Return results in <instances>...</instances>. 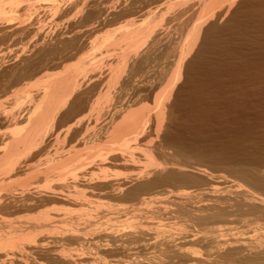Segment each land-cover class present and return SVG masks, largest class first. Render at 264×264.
<instances>
[{
  "label": "bare ground",
  "instance_id": "obj_1",
  "mask_svg": "<svg viewBox=\"0 0 264 264\" xmlns=\"http://www.w3.org/2000/svg\"><path fill=\"white\" fill-rule=\"evenodd\" d=\"M4 1L5 0H0V14H1L0 18H6L5 15L11 12L9 10V12L7 13L5 9L4 10L2 9ZM12 1L14 3L13 4L11 2L12 5H15V6L17 5V7H18V3H20L21 1L22 3H25V0H20L19 2L18 0H12ZM47 1H49L51 4L53 3L54 5L56 2L58 4V1H55V0H47ZM73 1L72 2L70 1L68 5L70 4L72 5ZM85 1L87 2V0H79L77 1V4L75 3L76 4L75 6L79 7L78 5H82L81 6L82 8L84 4L86 3ZM189 3L191 4L193 3V4L189 6ZM87 4L89 6V3ZM87 4H85V6ZM92 4H93L92 8L90 5L91 11L89 12L87 11L88 13L85 12L86 13L84 14L85 16L82 17L84 21H86L85 24L89 21L91 23V21L93 20L98 21L100 20V18L101 20L106 21V18L108 17L105 18V16L108 14L107 11L109 12V10H110V14H108L107 16L113 18V20L116 19L117 17L118 18L119 17L120 18L130 17L131 19L130 18L129 19L132 20L133 17L143 12L144 9L147 8L146 10H148L151 5H155V4L159 5V6L157 5L158 7L156 6V8L153 10L151 8V10L146 11L145 15L143 13L144 18H141L140 21H138L139 17L137 16L138 20L134 19L136 21H130L129 24L126 25V27L125 26L123 27V29H121L122 26L120 25L121 28L118 27L120 30L119 29L115 30L116 33L115 32H113V34L112 32L111 34L110 32H108L109 34L106 33L108 36L105 35L107 36L106 38H104L105 36H103L104 39L102 38L101 43L99 42V45L97 44L98 47H96V45H94L93 47L94 49L96 47L97 50H100L99 48H102V46L103 47L106 46V49L107 47L108 48L110 47V49L112 47L113 52L114 53L117 52L118 55L123 58L122 62H120V60L117 61L119 57L117 58L116 56L118 55L117 53L115 54L116 55L115 63H113L112 65L111 64L109 65L112 71L110 72L109 75L107 73L108 77L106 78V80L105 79L104 80L107 81V85L108 84L110 85L115 84L114 86L120 85L121 90H127V91L131 87H132L131 89H133V87L135 89L136 87L135 84L137 83L135 81L137 80V78L138 79L142 78L144 67H146L145 65L152 54L151 52L158 50L157 48L159 47L160 45L159 43H161L160 39L162 38L161 33L163 32L158 33L157 28L158 27L160 28V26L164 24L166 20L165 16L169 13H172V14L174 13L173 14L174 16L171 14L173 18L170 20H176L179 18L181 19L185 16L186 12L188 13L189 11L193 10V8H190L192 10H190L189 8H188L189 10H187L186 7L188 6L189 7L193 6L196 8V10L194 8L195 11H193L195 12L196 16L191 17L190 20H187L188 23L186 24V30L188 32L187 31L185 32L188 34H187V38H185L186 42L183 41L185 42L184 45L181 47H178L180 48V55L177 58L176 62L174 63V70L172 72V75L170 76V78L166 80L167 85L165 89H163V92L159 93L156 99H154L156 100L154 101V104L156 105L154 109L155 112L153 111L154 113L152 111L150 112V110L146 107H140L136 110H132V107L135 106L133 100H132L133 102L132 104L130 103L129 104L127 103L124 105L120 104L122 106L121 107L119 106L118 108H117L118 105L117 106L108 105L110 107H113L112 109L107 106V108L111 109L112 111L106 108L107 110L105 111H107V113L103 112L104 110L102 111V108L105 107L103 105V102H107L109 97H111L110 94L112 92L108 91L109 89L108 90L105 89L106 91L104 94L100 92L102 94L101 95L99 93L101 97L99 96L100 97L99 98L98 97L99 94H98L97 95L98 98L96 99V102L95 101L92 102L93 90L96 87L100 86L104 82V80L98 81V80H101L103 76L99 78L100 76H97L96 74V76L99 79L97 80L96 78H93V79L90 78V80L92 79V82L94 81V83L93 84L91 83L90 85L88 84L89 86L88 85L84 86L86 84V81L84 79H81L80 76L83 75L87 71L88 65H91V66L94 65L95 67L96 63H94L95 61L92 60V57L89 58L90 60H92L91 64H90V60H88L89 62L88 63L85 61V59H81L80 61H77L78 59H76L78 63L77 62L74 64L71 63L72 59H74L76 55L68 54V53L71 52L70 50L74 48L76 49V45L78 43V39H76L77 37L75 39L72 38L71 40L58 39L55 42L52 41L51 44L50 43L46 45L44 44L45 45L44 47L42 46V48H39L35 51V54H33L34 58L33 56H31L33 58L32 60H29V59L22 60L21 67H19L18 69H15V71L11 75L12 76L11 78L14 80L13 83L14 84L15 82L19 83L20 81H23L26 77L33 78L37 76L36 78H38L39 76L38 81H36V84L32 86V88H38L36 90L37 91L39 90V91L37 92L35 90L37 93L33 95L31 102H30L31 104L28 106V108H26L25 110L26 113L22 118L19 117L20 119H16L18 116L16 118H13V117L9 118V116L2 117V121H3L2 123H5V125L7 124V126L13 127L14 131H11L10 133L8 132L9 134H5L3 136L0 135V145L1 146L3 145V149L2 147H0V171H3L4 168L6 169L10 166L11 168L15 167L16 170L14 169L15 172L11 170V172L13 173L5 174L6 172H8L6 169L5 173L4 171L3 173H0V216L1 214L2 215L5 213L8 214V212H11V211L20 212V213L21 212H26V213L35 212L36 213V211L42 208V206H44L46 203L51 204V202L55 204H60V206L62 205L64 207L73 208L72 210L78 208L80 209L81 214L76 217H66L67 215L65 216L63 215L64 217L62 216L63 218H61L58 216L61 219L57 218L59 220L52 221L53 218L55 220V217H53V214H51L52 212L48 214H45L47 212H43L41 214L36 215L34 218L32 217L30 220L27 219V221L25 222L18 223L16 221L15 222L17 223L16 225H14L13 223H10L11 221L9 223L7 221L5 222V220L1 218L0 219V259L2 260L5 259V261L7 262L9 261L10 264L11 263L13 264V262L15 264V261H17L18 263L19 262L21 263L20 257L22 258L24 256H28L29 254L28 255L26 254L29 251L30 253L32 251L34 252L36 251L38 254L44 253L47 256L49 255L51 260L56 262V264L57 263L58 264H72L73 260L71 259L70 256H66L67 254L65 255L63 253L54 254L55 250L57 252V249H54V252L51 254V252L53 251L52 250L53 248L51 249L50 245L51 244H61V243L67 244L71 242L72 243L75 242V244L76 242L82 243V240H84L85 238L83 239L81 234L83 233L86 235L89 233L91 234L93 231L95 232V230L99 231L101 238L99 237L97 232H96L97 234L95 235H98L100 239H104L105 242L107 240V243L108 242L118 243V241L120 242L125 241V243H127L128 245H133L136 243L137 244L143 243V241L145 240L144 238L146 236V234L143 232L144 231L143 229H140V232H136L134 230L136 229L135 227H130L128 232L127 231L120 232L119 234V231H116L113 228L114 226L112 227L111 225L107 223L101 222L99 218L100 213L98 212L104 208L107 210L108 213L109 212L112 213L114 209H112L113 207L110 208V206H107L106 208L105 206L100 205L97 202L94 203L93 200L91 202L90 196L94 192L95 193L98 192V193H103V195L104 196L106 195L107 198L108 197L112 198V197H117V196L119 198L120 194L122 195L123 193H125L124 197L127 200L129 199L132 200V199H136L137 197H140L141 194L143 195V193L149 190H153L154 188L156 189V187L160 185L161 186L165 185V183L167 184L169 182L171 183L179 182L180 184H183V185L184 184L187 185L188 183L193 184L192 182L195 181V178L197 179L195 175L198 174V172L206 173L205 170H199V169H202V168L205 169L207 167H215V166L219 167L220 166V167L228 168L250 189L258 190L261 193L256 194L255 192L247 188H244L243 186H238L235 189V191L231 192L229 188L227 187L229 191L227 189H224V190L222 189V191L220 190V191L204 192L201 196L202 200L200 202H194L195 198L191 193L189 194V192L186 195H184L185 193L182 194L183 197L179 196L180 194H178V198L175 196L178 200H179V197H181L180 199L181 201L179 200L180 202L178 201L179 203L177 202V204L175 205L177 206L178 213L186 214L190 216L193 222L205 225V227L209 225L210 222H211L210 224H212V222L218 221V224H219V221L221 222L222 220H226L230 217H231L230 219L236 218L234 217L235 215L240 216L241 214L255 216V218H257V221L259 222L261 220L264 221V162H262L264 159L260 160L261 158L260 157L259 160L261 162L260 161L251 162V161H246V160L245 162H242V161L240 162L239 159H237L239 162L237 160H236L237 162L236 161L234 162V160L232 162L231 158H229L230 160L226 158L227 157L226 154L224 156L220 154L218 149L219 148L221 149L222 147L217 148L218 146L217 147L213 146L212 142H211V145L213 148L210 147V145L201 146V144L199 145L195 143L191 145L190 144L185 145L184 144L185 140H183V143L182 141L177 142V143L175 142L167 143V141L165 142L164 140L166 133L167 131H169V128H170L169 120L171 118L169 119L170 115L169 113H167V109L170 108L169 99L173 95L175 88L178 87L180 89V87L181 88L185 87L188 84H189L188 85L189 87L190 83H193L195 80H197L198 77L197 79H195L196 76L199 73H201L199 71H202V69L204 68L203 65L206 64L205 63L206 55H209L214 52L217 54L216 55L217 59L220 58L221 56L218 57V51L222 52L221 50L226 46L229 48L232 47V46L230 47L229 45L233 44L234 41H232V39H229V38L235 37L234 38L235 40L236 37L241 34V32L238 31V29L242 31V29H244V27L247 26V24H250V23L256 24L260 20L264 21V9H261L262 4H264V0H256V1H253V0H169V1H166V0L165 1L164 0H127L126 1L125 0L124 3L122 4L120 3V5L117 4V7L124 5L123 7H121L123 9L120 12V14L114 13V10L111 11L112 8H116V6L111 7V9H108V10L107 9L105 10L104 9L105 7L103 8L104 10H102V8L100 10V8L95 7L96 2H93ZM141 4H143L145 7L143 6L144 8H142V6H140ZM68 5H65V6L68 7ZM30 6H34V5H30ZM17 7H14V8L16 9ZM73 7L74 5H72V8ZM58 8L56 7L54 11L58 12L59 11ZM84 8L85 7H83V9ZM108 8H110L109 4H108ZM10 9H13V8H10ZM97 9H99L100 11H98ZM30 10L29 12H31ZM117 10L120 11L119 9ZM246 10H248L249 13H247L248 11ZM79 11L84 12V10L82 9ZM104 13H106V15ZM2 15L5 17H2ZM14 15L16 14L14 13ZM14 15L12 12V15L9 14L7 16L9 17L12 16L10 18H15L16 16H18V15L16 16ZM82 16H83V13H82ZM227 16H229V18L227 20L225 19L226 23L224 24V27L222 26L223 29L220 30L218 27L220 25L217 24L218 25L217 26L216 22L218 23V21L222 19L224 21V18H227ZM82 18L80 17V19ZM1 20L2 19H0V21ZM15 20H18V19H15ZM125 20H127V18ZM8 21H11V20L7 19V21H4V22H8ZM105 21L104 23L106 26L107 22ZM4 22L2 23L4 24ZM11 22H8L5 25H3L2 23L0 24V26L3 25L0 27V34L3 37H7L8 35H13V34L18 35L27 29L26 28L25 30H22V27H25L24 25H26V23L24 24V22L22 26L19 21L18 23L20 24L18 26H15L17 22L15 24H12ZM93 22H94L93 23L94 25L92 24V26L94 27H97L96 25L100 26L101 24L99 21L98 22L100 24L98 22L96 24L95 21ZM9 23H11L13 26L11 25L12 26L11 27ZM124 24L126 23L124 22ZM180 24H182V22H180ZM251 24L249 26H251ZM182 27L181 29L184 30L185 26L183 25ZM161 29H166V28L161 27ZM257 29L260 30L264 28L261 27ZM249 31H252V30L250 29ZM262 31L264 34V30ZM237 32H239V35H237ZM256 33L258 34V32ZM260 34L261 33H259V35ZM167 35L169 34L167 33ZM234 35H237V36H234ZM241 35L239 37H242ZM87 36H89V34ZM246 36L251 37V35L250 36L246 35ZM258 38H256L257 42H258ZM98 40L100 39L98 38ZM241 40L243 43V38ZM242 43H240L239 46L242 45ZM234 44H235L234 46H236V42ZM94 49L92 50V52L94 51ZM191 49H196V51L194 52L195 54L193 53L194 56L193 57L190 56L192 58L189 60V62H187L186 61L187 55L184 57L185 55L184 53H187V52L189 53ZM176 50L177 48H175L174 51ZM223 50H225V48ZM226 50L227 51L225 52H228V50L231 51L233 50V48L231 50L227 48ZM238 52L240 53L242 51H238ZM95 54L97 55V53ZM219 54L221 55V53ZM216 56H214L215 58H209V59L215 60ZM69 61L71 65L70 63L68 64ZM66 63L68 64V66ZM92 63L94 64L92 65ZM207 63L209 64V61ZM222 64L223 62L220 65L222 66ZM96 65L98 66V64ZM229 65L231 64L229 63ZM59 67H62V69L60 68L61 69L60 73H57V74L55 72L52 73V71L54 70L56 71V69H58ZM190 68L194 69L196 73L195 72L190 73ZM205 69H203V72H206ZM227 69L225 71H227ZM215 70H218V69L215 67ZM91 71L93 72V70ZM209 72L210 71H207V74ZM89 75H91L90 72H89ZM201 75L199 74V76ZM1 78L2 77H0V79ZM27 79L25 81H27ZM29 79L31 81L34 78L33 79L29 78ZM10 82L12 83V80H10ZM199 86H201V84H199ZM206 86H208V84ZM112 87L113 86H111L110 88ZM138 88L141 90V86L137 87V90ZM26 90L28 91L29 87ZM26 90H24L25 92H21V93H19L20 89L17 91H19L18 92L19 94L23 95V93L24 94L27 93ZM21 91L23 90L21 89ZM141 91L143 92V90ZM176 93L178 92L176 91ZM29 94L30 92L28 93V96ZM122 94L123 93L120 92V95ZM28 96L26 94V97ZM103 99H107V100L104 101ZM19 106H20V102H19ZM99 107H100V110H98ZM146 109H148L149 111H147ZM2 110L4 111V107ZM87 110H89L92 113L94 112V114L91 113L92 117L95 115V112H97V115L95 116V117H98L96 118L97 120L99 119L100 114L102 112L104 113L102 114L105 115L106 117L104 116L105 121L103 119V124H101L102 126L98 124L99 120L97 121L94 118L95 121L93 122L92 118L91 119L87 118L89 117L87 113L85 114ZM98 111H101V112L99 113ZM3 113H6V112L4 111ZM84 114L86 116H84ZM0 120H1V116H0ZM20 124L25 125L24 128H22L21 130L18 128V125ZM143 130H144V134L141 133V131L143 132ZM102 135L104 136V139ZM173 139L175 140V137L172 138V141H174ZM178 140H182V138ZM146 141H149V142H146ZM53 142H55L56 144L58 143V145L62 143L63 146L59 147L57 145L55 147L57 149L54 148L55 151H51ZM81 142H83L82 151L83 152L86 151L84 152L86 153L85 155L82 154L81 150H77L78 147L71 146L72 143L78 144ZM66 143H68L67 147H66ZM115 145L119 146L120 149H113V146ZM231 145L233 144L231 143ZM111 148H112V152L114 150H119L120 152L117 153L115 151L116 154L113 153V155L110 158L108 157V159L105 158V160H100L98 162V165H96L97 167L95 168V170H97L96 173H98L99 171V173L101 174L102 172L101 169L103 168L104 165H106V163H109V162L113 163L114 165L118 164L119 166L120 164V165H123V167L125 166L127 168L128 167L131 168V166H134V165H130L129 162L131 161L128 160L129 158H131L132 160H134L135 158L136 160L141 159L140 156L138 157V153L136 157V153H134L135 149L139 148L141 149V151L144 152V156L142 155L141 156L143 157V160L145 161L147 165L144 170L143 169L142 171L140 170L141 173H139V175H137L136 178L134 177L135 181L134 180L133 181L135 182V184L133 182L134 184V186L132 184L133 188H130L131 186L130 187L128 186L130 184H128V182L126 181L116 183L114 181L116 179L108 180L107 178L109 177H106L105 179V177H103V176H106L104 175V173H102L100 176L98 174H95V171H90V173H87L86 171L83 172L82 171L83 169L81 170V173L75 172L77 171V168H78V166H75V165H77L76 163L80 162L81 159L84 158L83 161H81L83 164L85 160L86 161L89 159L92 160V158L96 156L97 157L101 156L104 151H106V154H107L108 150H111ZM233 148H236V147L234 146ZM222 149L221 150L225 153L224 148ZM172 150L174 152L173 155L169 153V151H172ZM232 150L233 149H231V153H232ZM229 153H227V155ZM231 153L229 155H231ZM106 154L105 156H107ZM107 160H109V162ZM133 162L134 161H132L131 163ZM82 167H84V164L82 165ZM28 173L29 175H27ZM1 174H4V175H1ZM20 175H25L24 176L25 179L23 177H22L24 179L23 181L22 180L19 181L18 179L17 181L20 182L19 183L20 186H16L18 182L16 183L15 181L16 183L15 184V183H12L11 180L13 178L15 179V177L17 179V176H20ZM26 176L28 177L31 176V177L28 178ZM67 176L69 178H67ZM32 177L35 178L38 184L39 182L40 184L42 182L45 185L43 187H45L46 190L41 191L42 189L39 190L38 187H36L37 189L36 188L33 189L31 186L30 187L32 189L31 188L27 189L28 184L32 183L31 180H34V179H31L30 182L28 183L29 179ZM54 179H58V180H56L55 185L53 184L54 185L53 187H50L49 183L53 181ZM60 180H64V182L66 181L65 184H62V183L58 184L57 181L61 182ZM56 183L58 185H56ZM195 183L197 182H194V184ZM21 185L23 189L24 188L26 189L25 190L21 189L22 190L21 195L18 194V192L16 194V191H18L17 188L21 187ZM219 185H222V184H219ZM39 186H42V185H39ZM225 188H226V185H225ZM59 190L62 193H60ZM57 191H59V193H57ZM121 197L123 198V196ZM108 209H112V210L109 211ZM106 210H104V212ZM108 213H105V214L107 215ZM49 214H51L52 216ZM106 215L104 217H106ZM100 217L102 216L100 215ZM81 220H85V222L84 221L82 222ZM80 221L85 224L82 225ZM108 221H111V220H108ZM57 224L58 225L60 224V226H58ZM257 225L258 227L254 231H248V232L240 231V230L237 231L231 228L220 230L219 228L214 229L210 227L205 228L203 231L196 232V233H190V232H186V230H182V233H180L179 237L177 236V238H175L173 234L172 236L170 235L171 233L169 232L167 233L166 231L164 232L163 230L159 229V227H157L156 231H157L158 236L160 237V240H158L159 242H156L158 243L156 245L160 247L161 256L156 257L154 260L161 264L163 261H165V259H168L171 261L177 260V263H175V261L173 262L175 264H264V222H262L261 224L257 223ZM104 226L108 228L104 229L103 228ZM112 229L113 231H110ZM90 230H92V232ZM107 246L109 245H105V250H102L101 248L100 250L108 251V249L106 248ZM189 246L196 247V249L200 248V250L191 251L189 249H192V248H188ZM8 247L12 248L13 251L15 248V251L17 252L21 250L20 252H22V254H19V252L16 253L15 251L14 253H10V251L7 252L9 250ZM6 248H8L7 251L5 250ZM111 249L112 250L110 249L109 250L113 252L114 248H111ZM128 250H129L128 247L124 246L122 248H119V247L115 248L114 252L124 254V253H127ZM201 250L204 252L202 253ZM23 253H25L24 256H23ZM130 255L131 254H129V259H130ZM38 260H40V258ZM21 264H24V263L22 262ZM141 264L143 263L141 262Z\"/></svg>",
  "mask_w": 264,
  "mask_h": 264
},
{
  "label": "rangeland",
  "instance_id": "obj_2",
  "mask_svg": "<svg viewBox=\"0 0 264 264\" xmlns=\"http://www.w3.org/2000/svg\"><path fill=\"white\" fill-rule=\"evenodd\" d=\"M19 1L20 0H18V2ZM46 1L45 0H25V3H22V1L20 2L22 4L18 3V7H17V5L16 6L12 5V3H13L12 0H5L4 4L2 6V9L3 10L5 9V11H7V13L9 12V10L11 11V12H9L10 15H12V12H13V15L15 13L18 16L14 15V16H16L15 18H10L12 16L9 17V16H7L9 14H6V15L4 14L6 16V18H0V19H2L0 21V24L4 21H7V19H8V20L12 21V22L8 21V22H11L12 24H15L16 22L18 23V21H19L21 23V26L24 22V24L26 23V25H24L25 27H22V30H25L27 28L25 31L21 32L22 34L20 33L18 35L13 34V35H8L7 37H3L0 34V77H2L0 79V110L2 111V112L0 111L2 113V114L0 113V116H1L0 135H2V136L5 134H9L11 131H14L13 127L7 126V124L5 125V123H2L3 122L2 117H4V116L8 117L9 116V118L10 117L16 118L18 116L16 119L22 118L26 113V111H25L26 108H28V106L31 104L30 102H31L33 95H35L39 91V90L38 91L36 90L38 88H32V86L34 84H36V81H38L39 76H38V78H36L37 76L33 77L34 79L32 77H26L23 81H20L19 83H16V82H15V84L13 83L14 80L11 78L12 77L11 75L15 71V69H18L19 67H21V65H22L21 63H22L23 59L32 60L34 58L33 54H35V51L37 49L42 48V46L44 47L46 44H49V43L51 44L52 41L55 42L58 39L71 40L72 38L75 39L77 37L76 39H78V43L76 45V49L75 48L74 49L76 51L77 50L78 51L76 52L74 49H72V50H70L71 52L68 53V54H73V55L75 54L77 56V57L75 56V58L72 59L71 63L74 64L77 61H80L81 59H85V61L88 62V60H90L89 58L92 57V60L95 61L94 63L98 64V66L95 64V67L93 65L94 63H92L93 66L88 65L89 67L87 66V71L83 75L80 76L81 79H84L86 81V84L84 86H86L88 84L90 85L91 83L93 84L94 83V81L92 82L93 78H96L98 80L99 78H101V76H103L104 78L102 77L101 80H98V81H103L104 79L106 80V78L108 77V75L112 71L109 65L110 64L112 65L113 63H115L116 57L117 58L119 57L117 59V61L120 60V62L123 61V58L121 56H119L117 52L116 53L118 56H116L115 55L116 53L113 52L112 47H111V49H110V47L109 48L107 47V49H106V46H104V47L102 46L103 50H102V48H99L100 50H97L96 49V47H98L97 44L99 45V42L101 43L103 36L109 34L108 32H110V34H111V32H112V34H113V32L116 33L115 30H118L119 28H121L120 25L122 26L121 29H123V27L124 26L126 27V25L129 24L130 21L138 20V17H139L138 21H140L141 18H144L143 16L146 14V11L151 10V8H152V10L155 9L156 6L159 4L158 3L155 5H151L148 10H146L147 8L144 9L143 12H141V13H139V15H137L138 17L135 16V17H133L132 20H130L131 19L130 17H129L130 19L128 17H123L124 19L122 17L121 18L117 17L116 19H114L115 20L114 21L113 18L107 16L108 14H110V10H109V12L107 11V13H108L107 15H106V13H104L106 15L105 18L108 17V18H106V21L101 20V18H100V20H98L101 23L100 24L97 20H93L95 22L97 21L100 24V26L96 25L98 27L97 28V27L92 26V24L94 23L93 21H91V23L89 21L85 24L86 21H84V19L82 18L85 16L84 15V14H86L85 12L91 11L90 5L92 8L93 7L92 3L96 2L95 7L100 8V10H101V8H102V10H104V9L108 10V9H111V7L116 6V8H112L111 11L114 10V13L120 14V12L123 9L121 7H123L124 5L117 7V4L120 5V3L121 4L124 3L125 0H103L105 3L102 0H90V1L87 0V2L85 1L86 2L85 4L89 3V6H88V4L86 6L84 4V6H83L86 9L89 8L87 10L85 8L83 9V7L81 8L82 5H78L79 7L75 6L77 4V1H79V0H74V1L73 0H55V1H58V4L56 2L55 5L53 3L51 4L49 1H47V2ZM70 1L71 2L73 1V3H72V5H74L73 8H72L71 4L68 5L70 3ZM118 1H120V2H118ZM166 1H169V0H166ZM253 1H256V0H253ZM27 2H29V3H27ZM108 2H110V3H108ZM146 3H147V1H146ZM27 4L28 5L29 4L34 5V6L29 5L30 6L29 7ZM108 4H109L110 8H108ZM192 4L189 3V6H191ZM65 5H68V7L69 6L70 7L68 8ZM101 5H103V6H101ZM12 6L17 7V8L15 9ZM97 6H99V7H97ZM140 6H142V8L145 7L143 4H141ZM189 6L186 7L187 10H189L190 8H193V10L190 9L192 11H189L188 13L186 12L185 16L184 17L182 16L183 18H181V19L179 18L176 20H170L173 18L174 13L173 14L172 13H169V14L166 13L167 15L165 14L166 20H165L164 24L162 26H160V28L159 27L157 28L158 33L163 32V33H161L163 36L160 34L162 38L161 37H160L161 39L159 38L161 40V43H159L160 48L158 47L157 48L158 50H155L156 52L155 51L151 52L152 54H151L149 60L147 61L146 65H145L146 67H144V71H143L144 74L142 73V75H143L142 78L141 79L137 78V80L135 81L137 83L135 84V86H136L135 89L133 87L134 90L131 89L132 87L129 88L128 91L127 90H121L120 85L114 86L115 84L114 85L108 84L109 85L108 86L107 81H105V80L100 86L96 87L93 90L92 97L94 100L92 99V102L93 101L96 102V99L100 96V94L101 93L104 94L106 90L109 89L108 91L112 92L110 94L111 97H109V99L107 97L108 100L103 99L104 101L107 100V102H103V105L105 106V107H103L104 109L101 107L102 111L104 110L103 112L107 113V111H105L107 109L112 111L111 109H109V108L113 109V107H110L111 105L112 106L118 105L117 106V108H118L119 106L121 107L122 105L127 104V103L132 104L133 102H134L135 106L132 107V110H136L140 107H146L150 110V112L151 111L155 112L154 109H155L156 105L154 104V101H156V100H154V99H156L157 95L159 93L163 92V89H165V87L167 85L166 80L168 78H170V76L172 75V72L174 70V63L176 62L177 58L180 55V48H178V47L183 46L184 43L186 42L185 38H187V34H188L185 32V31H187L186 30V24L188 23L187 20H190L191 17L196 16L195 12H193L196 10V8L193 6L192 7H189ZM56 7L57 8L59 7L58 12L54 11ZM261 7H260L261 9H264V4H262ZM10 8H13V9H10ZM80 8L82 10H84V12L79 11V10H81ZM194 8H195V10H194ZM62 9H63V11H62ZM117 9H119L120 11H118ZM29 10L31 12H29ZM71 10H73L74 12ZM97 10L100 11L99 9H97ZM76 11L79 13H77ZM246 11H248V10H246ZM81 12L83 13V16H82ZM1 13H2V11H1ZM111 13H113V12H111ZM143 13H144V15H143ZM247 13H249V11ZM72 14H73V16H72ZM140 14H142V15H140ZM191 14H193V15H191ZM74 15H75V17H74ZM169 15H170V17H169ZM5 16L2 15V17H5ZM229 16H227V18H224V21L222 19V20L218 21V23L216 22V25L217 24L220 25V26L217 25L220 30L223 29L222 26L224 27V24L226 23V20L229 18ZM80 17L83 20L80 19ZM74 18H75V20H74ZM126 18H127V20H125ZM15 19H18V20H15ZM102 19H103V17H102ZM128 19H129V21H128ZM134 19H136V20H134ZM104 21L107 22L106 26H105ZM8 22H4V24L3 23L2 24L5 25ZM81 22L82 23L84 22V23L82 24ZM97 22H96V24H97ZM102 22H103V24H102ZM124 22L126 24H124ZM180 22H182V24H180ZM263 22H264L263 20H260L256 24L252 23L253 25L249 22L251 24V26H249L250 24H247V26H245L246 28L244 27L245 30L242 28H241L242 31L240 29H238V31H240L241 34H243L244 32L246 34L244 33L243 34L244 36L240 34L242 37H239L240 36L239 32H237V35H239V36L234 35V36H237L235 39L236 41L234 40L235 37L229 38L227 36L229 39H232V41H234V43L236 42V46H234L235 44L233 43V44L229 45L230 47L232 46L231 48H229L227 46L224 47L225 50H223L224 48L223 49L221 48L222 50L221 49L220 50L222 52L218 51V57L219 56H221V57L218 59L216 56L217 54L214 52L213 53L215 55L213 53H211L212 56H211V54H209L210 56L206 55V62H205L206 64L203 65L204 66L203 69L206 68L205 69L206 72H203V69H202V71H199V72H201L199 74L201 75L203 73L202 75L205 78L202 75L199 76V74H198L195 78V79H197V77H198V79L197 80L194 79L195 81L193 80L194 82L192 81L193 83H190V86H189L190 88L188 87L189 84L186 85L185 87H182V88L180 87V89L178 87L175 88L173 95L169 99L170 108L167 109V113H169V115L171 116V117L169 116V119L170 118L171 119L169 120L170 121L169 122V124H170L169 131L170 132L167 131L165 139H164L165 142L167 141V143H171V142L177 143V142L182 141V143H183V140H185L184 141L185 145H187V144L191 145V144L195 143V144H199V145L201 144V146L202 145H206V146L210 145V147H212V145H213L215 147L218 146L217 148L222 147V148H224L225 153L222 151L223 150L222 148H221L222 150L219 148L218 150H219L220 154L223 156L226 154V156H227L226 158L227 159L231 158L232 162H233V160L235 162L237 159H239L240 162L241 161L245 162V160L251 161V162H258V161L264 159V57H263L264 56V54H263V52H264V49H263L264 48V34L262 31L264 29H260V30L257 29V28H261V27L264 28ZM11 23H9L10 26L12 25ZM17 23L15 24V26H18L20 24V23H18V24ZM258 23H260V24H258ZM179 24H180V26H179ZM254 24H255V26L256 25H258V26L262 25V26H260V27L256 26L255 27ZM3 25H1V26H3ZM101 25H102V27H101ZM183 25L185 26L184 30L181 29V27ZM91 26L94 28H92ZM161 27H164L166 29H161ZM249 27L254 33L252 31H249L250 30ZM99 28H101V29H99ZM104 28H105V30H104ZM93 29H94V31H93ZM160 29H161V31H160ZM255 29H256V31H255ZM246 30H247V32L248 31L249 32L247 33ZM92 31H93V33H92ZM96 31H97V33H96ZM77 32H78V34H77ZM250 32L253 34H251ZM256 32H258V34ZM167 33L169 35H167ZM259 33H261V34L259 35ZM65 34H67V35H65ZM88 34H89V36H87ZM246 35H249V36L251 35V37H248ZM107 36H105L104 38H106ZM254 36H255V38H254ZM258 36H259V38H258ZM86 37H88V38H86ZM98 38L100 40H98ZM242 38H243V43L241 40ZM245 38H246V40L247 39L248 40L246 41ZM252 38H254V39H252ZM256 38H258V42H257ZM260 38H261V40H260ZM186 40H188V39H186ZM46 41H47V43H46ZM183 41H185V42H183ZM253 41H254V43H253ZM251 42H252V44H251ZM92 43H94V44H92ZM237 43H238V45H237ZM240 43H242V45L239 46ZM94 45H96V47H95L96 50L93 48ZM90 46L94 49V51H95V52L93 51L94 53L92 52L93 49ZM100 47H101V45H100ZM238 47H240V48H238ZM175 48H177V50L178 49L179 50L174 51ZM227 48L230 50L233 48V50H231V51L228 50V52H225V51H227L226 50ZM89 49H90V51H89ZM109 49H110V51H109ZM73 50H74V52H73ZM195 51H196V49H191V51L189 53L187 52L188 54L184 53L185 54L184 57L187 55L186 56L187 62H189V60L194 56ZM238 51H242V52L239 53ZM223 52L226 54V56ZM89 53H90V55H89ZM95 53H97V55ZM219 53H221V55ZM258 53H259V55H258ZM30 54H32V55H30ZM229 54H231V55H229ZM234 54H236V55H234ZM222 55L224 56L225 59L223 58ZM31 56H33V58ZM190 56H192V57H190ZM214 56H216L215 60L209 59V58H215ZM93 57H94V59H93ZM76 59H78V60L76 61ZM207 59H209V60H207ZM221 59H223L224 61ZM229 59H230V61H229ZM92 60H90V64H91ZM208 61H209V64L207 63ZM211 62H213V63H211ZM219 62H220V64L223 62L222 66L219 64ZM69 63H70V61L68 62V64ZM71 63H70V65H71ZM229 63L231 65H229ZM68 64H67V66H68ZM211 66L212 67L214 66V67L212 68ZM215 67L218 70H215ZM60 68L62 69V67H59L58 68L59 70L56 69V71H58V72H56L54 70V71H52V73L53 72H55L56 74L60 73V70H61ZM88 68L93 70V72ZM192 68H190V73L195 72L194 69H192ZM226 69H227V71H225ZM191 70H192V72H191ZM207 71H210V72L207 74ZM89 72L91 73V75H89ZM107 73H108V75H107ZM96 74H97V76H100V77L98 78L96 76ZM29 78H31L33 80L30 81ZM35 78H36V80H35ZM90 78H92V79L90 80ZM26 79H27V81H25ZM10 80H12V83L10 82ZM203 80L206 81L208 86H206L207 84ZM29 81H30V83H29ZM199 84H201V86H199ZM103 86L106 88H104ZM111 86H113V87L110 88ZM140 86H141V90H143V92L139 88L137 90V87H140ZM24 87L26 89H28V87H29L30 91L29 90L27 91ZM19 89H20V92L17 91ZM21 89L23 91H21ZM24 90H26L27 93H25V94L23 93V95L19 94L21 92H25ZM119 90H121V91H119ZM132 90L135 92H133ZM136 90H137V92H136ZM125 91H127V92H125ZM176 91L178 93H176ZM29 92L31 95L29 94V96H28ZM120 92L123 94L120 95ZM195 92H197L198 95ZM26 94L28 97H26ZM97 95H98V97H97ZM18 97H20V98H18ZM113 97H115V98H113ZM176 99H177V101H176ZM17 100H19V101H17ZM132 100H133V102H132ZM19 102H20V106H19ZM136 102L138 105L136 104ZM105 103H107V104H105ZM120 104H122V105H120ZM103 105H101V106H103ZM108 105H110V106H108ZM107 106L109 108H107ZM3 107H4V111L6 113H3L4 112L2 110ZM148 109H146V110L149 111ZM98 110H100V107ZM98 112L100 113L101 111H98ZM86 113L90 117V118L89 117H87V118L88 119L92 118L93 122L95 121L96 118H98V117H95L97 115V112H95V115L93 117L91 115L94 114V112L92 113L89 110H87V112H85V114ZM99 113H98V115H99ZM85 114H84V116H86ZM101 114H100V117L98 119L99 121L96 119L100 126H102L101 124H103V119L105 116V115H103L104 113L102 114L103 116ZM89 121H91V120H89ZM104 121H105V119H104ZM24 126H25L24 124H20V125H18V128L21 130L22 128H24ZM171 128H172V130H171ZM141 133L144 134V130H143V132L141 131ZM177 133H179V134H177ZM104 136H103V139H104ZM141 136H139V137H141ZM169 137H170L171 141H170ZM174 137H175V140L173 139L174 141H172V138H174ZM81 138H82V136H81ZM181 138H182V140H178ZM189 138H191V139H189ZM176 139H177V141H176ZM149 141H146V142H149ZM187 141L188 142L191 141V142L188 143ZM211 142H212V145H211ZM82 143L83 142L78 143V144L72 143L71 146H76V147H78L77 150L82 151L83 150V147H82L83 144ZM216 143H218V144H216ZM231 143L233 145H231ZM57 145H58V143L56 144L55 142H53V145L51 147V151H55V149H57V148H55ZM58 146L61 147V146H63V144L61 143ZM67 146H68V143H66V147ZM226 146H228L229 148ZM234 146L236 148H233ZM0 147H2V149H3V145L2 146L0 145ZM113 149H120V147L115 145V146H113ZM138 149H135L134 153H136V157H137V153H138V157L140 156L141 159L140 160L139 159L136 160V158L134 160H132L131 158L128 159L131 162L134 161L133 163L129 162L130 165H134V166H131V168L130 167L127 168L125 166L123 167V165H120V164H119V166H118V164L114 165L113 163L109 162V160H107L109 163H106V165H104L102 169L100 168L102 171V172L100 171L101 174L104 173V175H106L103 177H105V179H106V177H109L110 179L107 178L108 180L116 179V180H114L116 183L126 181V182H128V184H130L128 186L129 187L131 186L130 188H133L132 184L135 181L136 176L139 175V173H141L142 169L144 170L146 165H147L145 163V161L143 160V157H142V156H144V152L141 151V149H139V150ZM231 149H233L232 153H231ZM115 151L117 153L120 152L119 150H114L112 152V148H111V150H108L107 154H106V151H104L105 153L103 152V154L101 156H98V157L96 156V157L92 158V160L91 159H89L87 161L85 160L83 162L84 167H82L83 164L81 162V161H83L84 158L81 159L80 162L77 161L79 164L76 163L77 165H75V166H78V168L76 167L77 171H75V172L81 173V170L83 169L82 170L83 172L86 171L87 173H90V171H95V174H98L101 176L99 171H98V173H96V171H97V170H95V168L97 167L96 165H98V162L100 160H105V158L108 159V157L110 158L113 155V153H115ZM84 152H86V151H84ZM84 152L82 151V154L85 155L86 153H84ZM229 152L231 153V155H229L230 154ZM109 153H111V154H109ZM169 153L172 155L174 154L173 150L169 151ZM227 153H229V154L227 155ZM105 154L107 156H105ZM244 157L245 158L247 157V158L245 159ZM259 158H260V160H259ZM243 159H244V161H243ZM253 160H255V161H253ZM262 162H264V160ZM10 168H11V166L6 168L8 171L6 173H5L6 169L4 168V170H3L4 173L7 174V173L15 172L14 171V169L16 170L15 167L11 168V169ZM11 170L13 172H11ZM199 170H205L206 173L198 172V174L195 175V177H197V179L195 178V181H194V182H197L195 184H194V182H192L193 184L188 183L187 185L180 184L179 182L178 183L169 182L167 184L165 183V185H162V186L160 185V186L156 187V189L154 188L153 190H149V191L143 193V195L141 194L140 197H137L136 199H132V200H130V199L127 200L124 197L125 193H123L122 195L120 194L121 196H123V198L120 195H119V198H118V196L112 197V198H109V197L107 198L106 195H105L106 196L105 197L103 195V193H98V192H96V193L94 192L90 196L91 200L90 199L89 200L91 202L93 200L94 203L97 202L98 204L103 205L106 208H107V206H110V208L113 207L112 209H114L112 211V213L109 212L111 215L107 212L106 209L103 208L102 209L103 211L100 209L101 211H99L98 213H100V215L102 216V217H100V215H99L101 222L107 223V224L111 225L112 227L114 226L113 228L116 231H119V234H120V232H125V231L128 232L130 227H135L136 229H134V230L136 232H140V229H143L144 230L143 232L146 234V236L144 238L145 240L143 241V243H140V244L136 243L133 245H128L127 243H125V241H122V240H121L122 242L118 241V243L117 242L116 243H109V242L107 243V240L105 242L104 239H100L101 236H100L98 230H95V232L94 231L92 232V230H90L92 232L91 234L89 233L90 231L87 232V233H89L87 235L84 233H83L84 235L81 234L83 239L85 238L84 240H82V243L76 242V244H75V242H73V243L71 242V243H67V244L66 243L51 244L54 246L53 247L50 245V248L51 249L53 248L52 249L53 251L51 252V254L54 252V249H57V252L55 250L54 254L55 253H57V254L63 253L64 255L67 254L66 256H70L71 259L73 260L72 264H129V263L130 264H141V262L143 264H161V263H158L154 260L156 257L161 256L160 247L156 245V244H158L156 242H159L158 240H160V237L158 236L157 231H156L157 227H159V229L163 230L164 232L166 231L167 233L168 232L171 233L170 235L173 234L175 236V238H177V236L179 237V234L182 233V230H186V232H190V233H196V232L203 231L205 228H209V227L214 228V229L219 228L220 230L231 228V229H235L237 231H239V230L245 231V232L254 231L258 227L257 223L261 224L262 222H264L262 220H261L262 222L257 221V218H255V216L241 214L240 215L241 218L239 215L238 216L235 215L234 217H236V218L230 219L231 218L230 217L226 220H222L221 222L219 221V224H218V221H214V222H212V224H210L211 223L210 222L209 225H207L205 227V225L193 222V220L191 219L190 216H188L186 214L178 213L177 212V206H175L177 204V202L181 199V197H179V200L177 199L178 194H180L179 196H182V194L185 193L184 195H186L189 192V194L191 193L194 196V198H195L194 202H200L202 200L201 196L204 192L220 191V190L222 191V189L223 190L227 189V187L229 188V190L231 192L235 191V189L238 186H243L244 188H247V189L255 192L256 194L261 193L258 190L250 189L246 184H244L228 168L215 166V167H207L205 169L202 168ZM3 171H0V173H3ZM1 175H4V174H1ZM27 175H29V173ZM24 176L25 175L17 176V179L15 177V179L13 178L11 180V182L15 183V181H16V183L18 182L17 184L15 183L16 186H20L19 181L20 180L23 181L25 179ZM26 177H28V176H26ZM29 177H31V176H29ZM67 178H69V177L67 176ZM18 179H19V181H17ZM31 179H34V180H31ZM30 180L32 181V183L36 184L37 186L32 184V183H29ZM56 180H58V179H54L53 181H51L49 183V186L53 187L55 185ZM67 180H69V179H67ZM127 180H129L130 183ZM60 181L61 182L57 181V183L58 184H61V183L65 184V182H66V181L64 182V180H60ZM224 181L226 184L224 183ZM35 182H36L35 178H33V177L30 178L28 181L29 184L27 186V189H30L31 187L33 189H35L36 187H38L39 190L42 189L41 191L46 190L45 187H43L45 185L42 182H41V184H40V182H39V184H38V182H36V183ZM57 183H56V185H58ZM134 184H135V182H134ZM134 184H133V186H134ZM219 184H222V185H219ZM32 185H34V186H32ZM39 185H42V186H39ZM225 185H226V188H225ZM219 188H221V189H219ZM21 189L25 190L26 188L23 189V187L21 185V187L17 188L18 191H16V194L18 192V194L21 195V191H22ZM59 191H57V193H59ZM60 193H62V192L60 191ZM72 209L73 208L64 207L62 205L60 206V204H55V203L51 202V204L46 203L44 206H42V208L38 209V211H36V213L35 212H33V213L21 212L20 213V212H14V211L12 212L11 211V212H8V214L5 213L6 215L1 214L0 219L2 218L3 220H5V222L7 221L8 223L11 221L10 223H13L14 225H16L17 224V223H15L16 221L18 223L25 222V221H27V219L30 220L32 217L34 218L36 215L41 214L43 212H47L45 214L52 212L51 214H53V217H55V220L53 218L52 221H57V220L63 218L65 215H67L66 217H76V216L81 214L80 209H78V208H76L74 210H72ZM112 209H108V210L110 211ZM104 210H106V211L104 212ZM54 213H55V215H54ZM105 213H108V214L106 215ZM51 214H49V215H51ZM104 214L106 215V217H104L105 216ZM58 216L61 218H59ZM57 218H59V219H57ZM229 219H230V221H229ZM108 220H111V221H108ZM81 221L85 222V220H81ZM81 221H80V223H82ZM84 224L85 223H82V225H84ZM228 224H230V225H228ZM18 225H20V224H18ZM58 226H60V224ZM103 228L107 229L108 227L104 226ZM110 231H113V229ZM96 232L98 233L100 238L98 237V235H95V234H97ZM105 245L110 246V247L109 246L106 247L109 252L107 250L102 251V250H105ZM126 245H128V246H126ZM124 246L128 247V249H129L127 253L123 254V253L114 252L115 248H117V247L122 248ZM8 248H6L5 250L7 251ZM100 248L102 250H100ZM111 248H114L113 249L114 253L112 251H110V250H112ZM188 248H192V249H189L191 251L200 250V248L196 249V247H192V246L191 247L189 246ZM17 250H19V249H17ZM9 251H10V253H14L15 248H14V251L12 248H9V250L7 252H9ZM20 251L21 250L18 251L19 254H22V252H20ZM15 252L18 253L17 251H15ZM33 252L34 251H32L31 253H30V251L27 252L26 255L29 254L28 256H24L26 252L23 253V256L25 258L20 257L21 263L23 262L24 264H56V262L51 260L49 255L47 256L44 253L38 254L36 251H35L36 252V254H35V252L34 253ZM201 252L203 253L204 251L201 250ZM115 253H117V254H115ZM129 254H131L130 259H129ZM127 255H128V257H127ZM39 258H40V260H38ZM73 258H75V259H73ZM76 258H78V259H76ZM149 258H151V259H149ZM1 260L2 259H0V261ZM174 261H175V263H177V260H174ZM174 261L165 259V261H163L162 264H175V263H173ZM1 263L2 264H7V263L10 264L9 261L7 262V261H5V259H3L0 262V264ZM17 263L18 262L15 261V264H17ZM21 263L19 262L18 264H21ZM13 264H14V262H13Z\"/></svg>",
  "mask_w": 264,
  "mask_h": 264
}]
</instances>
